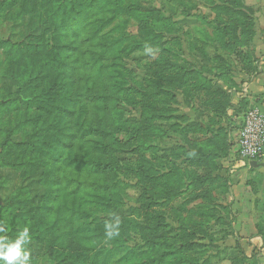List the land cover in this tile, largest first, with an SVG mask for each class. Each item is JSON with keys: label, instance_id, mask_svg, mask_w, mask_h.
I'll return each instance as SVG.
<instances>
[{"label": "rangeland", "instance_id": "rangeland-1", "mask_svg": "<svg viewBox=\"0 0 264 264\" xmlns=\"http://www.w3.org/2000/svg\"><path fill=\"white\" fill-rule=\"evenodd\" d=\"M228 9L225 0H0V237L29 227L32 264H264V173L248 181L261 194L256 233L223 230L209 191L164 207V90L174 93L164 73L239 68L254 26ZM114 217L119 235L108 239Z\"/></svg>", "mask_w": 264, "mask_h": 264}, {"label": "crops", "instance_id": "crops-1", "mask_svg": "<svg viewBox=\"0 0 264 264\" xmlns=\"http://www.w3.org/2000/svg\"><path fill=\"white\" fill-rule=\"evenodd\" d=\"M236 1L225 0L229 7H236ZM240 3L243 12L255 9L249 17L253 33L242 37L243 63L239 68L233 64L207 69L200 64L191 66L192 71L204 72L200 79L208 88L194 77L191 84H176L172 92L176 100L166 116L169 120L164 121V160L185 175L182 181L188 186L186 198H198L209 191L212 200H219L218 206L223 209L220 215L229 221L223 230L256 233L261 210L255 211L254 201L261 194L253 195L248 181L264 173V159L259 168H249L235 164L230 156L245 111L256 106L264 108V0ZM213 227L210 224V230ZM255 240L260 242L261 238Z\"/></svg>", "mask_w": 264, "mask_h": 264}, {"label": "trees", "instance_id": "trees-1", "mask_svg": "<svg viewBox=\"0 0 264 264\" xmlns=\"http://www.w3.org/2000/svg\"><path fill=\"white\" fill-rule=\"evenodd\" d=\"M236 3H237L236 7L235 6L233 7L232 5L230 7L228 6L229 7L228 10L230 12H232L233 14H236V15L240 14L242 20L244 18H247L248 21H249L248 16L245 15V13L242 11V4L240 3V0H237ZM164 18H165V16H164ZM69 25H71V24H69ZM251 27H252V25H251ZM73 32H76V30H74ZM252 33H253L252 29L251 28H247V31L244 33V37L247 38V37L251 36ZM216 36L217 37H222L223 36V37L226 38V34L223 33V31L217 33ZM234 36L236 37V35H234ZM225 38H222V39H225ZM227 46H229V44H227ZM241 46H242V42H241ZM26 47L27 46H24V48H26ZM228 49L232 50V47L228 48ZM86 63L91 64V60L87 61ZM176 69L180 70L181 74L180 75L177 74V78L175 80H173L171 77L170 78L167 77V75L165 76V73H164V89L165 88L173 89L176 86V84H179V83L180 84H185L187 82V80L183 76L186 73H192V78L194 77V78H196L198 80H201L200 78H202V73L200 71H192V70L186 69V68H184L182 66L179 67L178 65H176ZM182 79L185 80V82L180 81ZM166 94H169V92L164 90V102L166 103V106H167L166 109H164V114H166V116H167V114L171 112L170 111V108H172L171 105H173L172 103L175 102L176 98H175L174 94L172 93V94L169 95L171 97V100H168L165 97ZM99 98H106V96H104V95H94V99L95 100H98ZM166 116L164 115V121L169 120V117H166ZM82 127L83 126L80 125V129L79 130H81V132L84 131V129H82ZM173 127H176V125H173ZM84 132H85V134L86 133L89 134V135L92 134V136H96L95 133L109 135V133H108L109 131L108 130H100V129H93V128H91L90 130H86ZM227 153L228 154H226L227 155L226 157L229 156L230 151L227 152ZM173 155H174L173 158H175V160H176L177 154L174 153ZM86 164H87L86 162L81 161L79 163V165H78V168H82ZM103 165H105L106 168H107V166H108V168L110 166L108 164H103ZM150 168L152 169V166ZM111 172H114L115 174H118V170H117L116 167H111ZM182 177H185V175L184 174L181 175V172L177 168H175V166H173V165L170 166L169 162L167 160H164V207H170V205L173 204L174 201H176L177 199L181 198L186 193L188 186L186 184H184V181H182ZM146 178H148V175H146ZM198 187L199 186H197L196 188H198ZM200 197H203V195H200ZM198 198L196 197V200ZM188 200L192 201V198H190ZM175 229L179 230V227H176Z\"/></svg>", "mask_w": 264, "mask_h": 264}, {"label": "built area", "instance_id": "built-area-1", "mask_svg": "<svg viewBox=\"0 0 264 264\" xmlns=\"http://www.w3.org/2000/svg\"><path fill=\"white\" fill-rule=\"evenodd\" d=\"M230 159L235 164L251 167L252 162L260 164L264 159V108L256 106L243 114L236 142Z\"/></svg>", "mask_w": 264, "mask_h": 264}, {"label": "clouds", "instance_id": "clouds-1", "mask_svg": "<svg viewBox=\"0 0 264 264\" xmlns=\"http://www.w3.org/2000/svg\"><path fill=\"white\" fill-rule=\"evenodd\" d=\"M146 51L152 53L153 49L146 47ZM114 219L115 223L105 225V235L108 239L119 235L120 221L118 217ZM5 230V227H0V232ZM29 233V227L25 226L15 239L7 240L0 237V264H32L31 251L26 247L32 239Z\"/></svg>", "mask_w": 264, "mask_h": 264}, {"label": "water", "instance_id": "water-1", "mask_svg": "<svg viewBox=\"0 0 264 264\" xmlns=\"http://www.w3.org/2000/svg\"><path fill=\"white\" fill-rule=\"evenodd\" d=\"M251 167H252V168H259L260 165H259L257 162H252V163H251Z\"/></svg>", "mask_w": 264, "mask_h": 264}]
</instances>
